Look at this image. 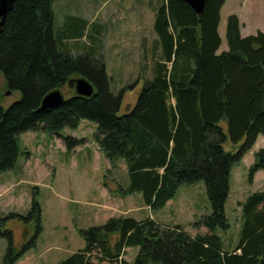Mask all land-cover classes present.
I'll use <instances>...</instances> for the list:
<instances>
[{
    "label": "trees",
    "instance_id": "obj_1",
    "mask_svg": "<svg viewBox=\"0 0 264 264\" xmlns=\"http://www.w3.org/2000/svg\"><path fill=\"white\" fill-rule=\"evenodd\" d=\"M55 1L17 0L0 28L4 91L21 97L4 110L5 92H0V173L15 168L20 135H59L86 120L97 125L94 141L104 156L111 163L125 161V196L139 193L154 212L165 208L182 186L203 182L211 206V214L194 223L206 234L192 237L180 226L152 219L114 218L81 231L84 248L59 264H130L123 259L129 248H139L132 264H264V191L239 204L242 225L232 247L216 234L229 229L225 205L232 167L264 137V34L241 38L239 21L230 16L228 50L218 56L220 10L226 0H207L200 17L184 0L161 1L150 66L142 68L152 77L144 79L134 108L121 116L123 92L110 90L105 65L95 58L96 37L93 46H82L94 56H74L63 42L82 39L95 26L67 16L64 30H56ZM76 78L94 86L91 98L75 95ZM65 86L69 98L55 109L41 110L44 97ZM228 142L232 148L242 144L232 154L224 150ZM65 143L70 151L81 145L72 138ZM259 171H264V150L255 154L250 181ZM37 212L34 202L31 215ZM0 238L8 240L3 264H15L27 247L15 252L10 232L0 231Z\"/></svg>",
    "mask_w": 264,
    "mask_h": 264
},
{
    "label": "rangeland",
    "instance_id": "obj_2",
    "mask_svg": "<svg viewBox=\"0 0 264 264\" xmlns=\"http://www.w3.org/2000/svg\"><path fill=\"white\" fill-rule=\"evenodd\" d=\"M163 0H56L53 3L54 27L63 29L66 17H78L99 28L91 27L82 39H65L74 56H94L82 46H93L94 36L99 54L110 80L114 95L123 92L119 115H125L136 105L144 86L151 78L150 49L156 36L153 32L155 15ZM230 16L237 17L241 38L264 34V0H226L220 10L218 35L221 45L217 55L228 50L226 25ZM145 56V57H144ZM147 59V62L145 61ZM0 76L2 107L8 109L18 102L20 94H7ZM67 100L68 86L61 91ZM226 130V123H221ZM97 125L82 120L76 129L65 128L59 135L47 132L22 134L18 138L19 157L15 168L0 173L1 232L11 233L15 252L26 251L15 264H59L84 248L81 231L101 227L114 218L152 219L162 226H180L189 235L208 231L194 223L211 214V206L203 182L182 186L162 210L153 213L144 209L139 193L126 198L129 186L125 161L111 163L94 141ZM81 142L68 150L65 139ZM242 143L224 150L235 154ZM264 150V137L236 163L230 173L229 195L225 213L229 223L226 232L216 231L224 242L236 240L242 225L239 204L256 192L264 191V171L249 179V169L255 154ZM38 212L31 215L33 204ZM153 215V216H152ZM8 250V240L0 238V264ZM139 248L126 250L124 260L132 264Z\"/></svg>",
    "mask_w": 264,
    "mask_h": 264
},
{
    "label": "water",
    "instance_id": "obj_3",
    "mask_svg": "<svg viewBox=\"0 0 264 264\" xmlns=\"http://www.w3.org/2000/svg\"><path fill=\"white\" fill-rule=\"evenodd\" d=\"M17 0H0V28L12 8V5ZM185 3L197 15L201 16L204 12L207 0H184ZM74 93L77 97L89 99L94 94V86L85 78H76L73 81ZM7 94H10L8 91ZM65 102V97L60 90H55L44 97L41 102V110H52L62 105Z\"/></svg>",
    "mask_w": 264,
    "mask_h": 264
},
{
    "label": "crops",
    "instance_id": "obj_4",
    "mask_svg": "<svg viewBox=\"0 0 264 264\" xmlns=\"http://www.w3.org/2000/svg\"><path fill=\"white\" fill-rule=\"evenodd\" d=\"M132 196V195H131ZM127 197H129V196H126V198ZM141 207H143L144 209H148V208H146L143 204H142V206ZM153 213V212H152ZM153 216V215H152ZM235 239L234 240H229L228 242L230 243V245H231V247L234 245V243H235Z\"/></svg>",
    "mask_w": 264,
    "mask_h": 264
}]
</instances>
